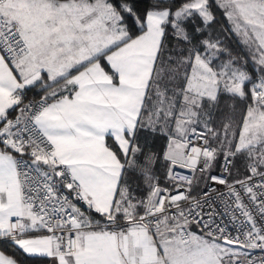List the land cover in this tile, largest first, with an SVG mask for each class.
Listing matches in <instances>:
<instances>
[{"label": "snow or ice", "instance_id": "snow-or-ice-1", "mask_svg": "<svg viewBox=\"0 0 264 264\" xmlns=\"http://www.w3.org/2000/svg\"><path fill=\"white\" fill-rule=\"evenodd\" d=\"M29 260L264 264V0H0V264Z\"/></svg>", "mask_w": 264, "mask_h": 264}, {"label": "trees", "instance_id": "trees-1", "mask_svg": "<svg viewBox=\"0 0 264 264\" xmlns=\"http://www.w3.org/2000/svg\"><path fill=\"white\" fill-rule=\"evenodd\" d=\"M218 15V19L220 20V25L217 26V30L219 31L220 28H224L227 29L228 25H227V21L226 19L223 17V15L221 13H217ZM228 34V33H227ZM223 35L225 36V33H223ZM231 37L225 39V43L228 44L230 47H232L235 51H240V45L238 43V39H236L233 35H230ZM31 95V94H29ZM14 115V113H13ZM28 264H32V261L29 260Z\"/></svg>", "mask_w": 264, "mask_h": 264}, {"label": "rangeland", "instance_id": "rangeland-1", "mask_svg": "<svg viewBox=\"0 0 264 264\" xmlns=\"http://www.w3.org/2000/svg\"><path fill=\"white\" fill-rule=\"evenodd\" d=\"M227 25H228V23H227ZM228 27H229V25H228ZM228 27H227V28H228ZM224 33H225V37H227V38L231 37V36H230L231 34H227V32H224ZM233 36H234L236 39H238L235 35H233Z\"/></svg>", "mask_w": 264, "mask_h": 264}, {"label": "built area", "instance_id": "built-area-1", "mask_svg": "<svg viewBox=\"0 0 264 264\" xmlns=\"http://www.w3.org/2000/svg\"><path fill=\"white\" fill-rule=\"evenodd\" d=\"M14 115H15V113H14Z\"/></svg>", "mask_w": 264, "mask_h": 264}]
</instances>
